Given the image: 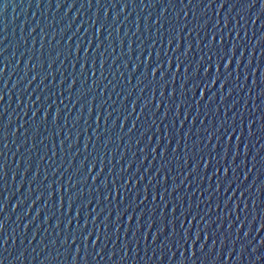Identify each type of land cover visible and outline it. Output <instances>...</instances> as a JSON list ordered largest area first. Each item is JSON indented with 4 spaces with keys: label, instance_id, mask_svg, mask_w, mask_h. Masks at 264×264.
<instances>
[{
    "label": "water",
    "instance_id": "95a60500",
    "mask_svg": "<svg viewBox=\"0 0 264 264\" xmlns=\"http://www.w3.org/2000/svg\"><path fill=\"white\" fill-rule=\"evenodd\" d=\"M0 2L3 264H264V0ZM213 31L217 48L223 31L235 51L228 71H216V48L205 46ZM157 59L164 81L151 76ZM188 64L204 81L192 89L198 109L191 92L181 96ZM222 123L235 127L231 141Z\"/></svg>",
    "mask_w": 264,
    "mask_h": 264
},
{
    "label": "snow or ice",
    "instance_id": "6c2138e0",
    "mask_svg": "<svg viewBox=\"0 0 264 264\" xmlns=\"http://www.w3.org/2000/svg\"><path fill=\"white\" fill-rule=\"evenodd\" d=\"M134 2V0H133ZM181 3H183V0H180ZM189 4L192 3V0H188ZM89 3H91V0H89ZM6 3L4 2H0V11H2L5 7H6ZM127 5H125L126 7ZM208 7H211V3H209L207 5ZM221 7H223V5H221ZM166 11V10H165ZM162 18V17H161ZM161 18H157L156 20V24L159 25V27L157 28V32H160L163 28H164V25L161 24ZM185 19H187V17H185ZM169 23H171L169 21ZM177 26H179V18L177 17V24L172 26L170 29H169V32H168V46L169 48H171L172 44L174 42H176L178 39L177 37V33H176V28ZM225 27H227V25H225ZM101 29H103V26H101L100 29H98L97 31L100 32ZM187 29V24H185L183 26V28L181 29V33H183L185 30ZM139 30V29H138ZM195 30V29H194ZM191 32L188 33L189 36H191ZM216 41H217V34L213 31V34L211 35V39L208 41V43L205 45L208 49H209V52H212V50L214 48H216V51L214 53L215 57H216V71L217 72H220V65L223 64L224 65V68H225V71H228L229 70V65L232 64V60L229 59V55L232 54L234 56V52L235 51H232V50H228L225 45H224V36H223V31H221L220 33V39H219V47L217 48V45H216ZM180 47V45H177ZM153 47H155V45H153ZM180 51H181V48H180ZM191 52V43L189 42L188 46H187V49L185 51H183L182 55L181 56H178L176 58V62H177V66H176V71L175 73H172V80L171 82L173 84H175V77L176 75L180 72V66L182 64L185 63V59L188 57L189 53ZM77 55H79L77 53ZM181 57H184L185 59H181ZM213 60V55H209L208 56V61L211 62ZM172 60H168L167 61V66H170L172 67ZM201 63H203V58H201ZM87 66V59L84 60V67L86 68ZM192 67L191 64H188L187 66L184 67L183 71H184V76H183V80H182V83H181V96H183L184 98L187 97L188 95V92H191L192 94V99L195 101V106L196 108L198 109L199 108V105H200V101L199 100H196L195 99V95H196V92L197 90L201 87V85L204 83L203 80H200V72H199V68L200 66L197 65V70L192 74V76L190 77L188 75L189 73V69ZM100 68L102 69L103 68V64L100 65ZM163 68H164V63H162L160 61V59H157V66L151 71V76L153 78V80H155L156 76L158 73H162V75L160 76V80L161 81H164L169 73L167 72H163ZM208 68L209 67H205L204 68V76L205 78L207 79L208 78ZM81 71L83 72L84 71V68L81 69ZM3 72V69H0V74H2ZM207 73V75H205ZM93 77H95V72H93ZM101 77H103V72L101 71ZM35 79V78H34ZM191 82V88L189 89L187 87L188 83ZM73 85L75 84V81L72 82ZM260 83L264 84V81H261ZM205 88L207 87V85H204ZM93 87H95V84L93 85ZM224 85H221V88H223ZM253 87H259L257 81H253ZM163 88H164V91L166 92L167 91V88H168V85L165 83L163 85ZM192 89H196V92H192ZM162 95V98H163V95L164 93L162 92L161 93ZM168 95L172 98V99H175V96H176V92H175V89L173 88V90L171 92L168 93ZM200 96H204V93L201 92L200 93ZM259 96L261 97H264V91H261L259 93ZM3 100V97L0 96V102H2ZM183 104H184V101H183ZM145 107H147V105H145ZM101 108H103V105H101ZM135 109V105H133V110ZM143 112V110H142ZM191 112V110L189 109V113ZM36 113L34 112L33 113V117H35ZM89 115L91 116V112L89 113ZM111 115V113H109V116ZM177 116L180 115V112L177 111L176 113ZM57 118L59 116V112H57L56 114ZM167 118V112L165 113V119ZM44 119L46 120L47 119V115H45ZM137 120H139V117L136 118ZM188 119L187 116L184 117V120L186 121ZM262 120H264V116L261 117ZM99 120L100 118L97 117V120H96V123L99 124ZM193 124H195V120L192 121ZM255 124V121H251L249 124H248V134L249 136L251 137L252 135H254L253 131H252V128H253V125ZM23 127V126H22ZM136 125L135 123L132 125V128L135 129ZM181 128H183V122L181 123ZM220 128L223 129V137H227L228 141H231L232 140V137L236 135V129L233 125H229L228 128H225L224 127V123H222L220 125ZM219 131V130H218ZM261 132H264V125L261 126V129H260ZM241 133H243V124H241ZM191 134V130H189V132L187 134H185V138L188 139L189 138V135ZM216 133L214 132L213 135H215ZM5 135V129L4 127L0 126V136H3ZM171 136V131L169 130L168 131V135L164 137V139H168V137ZM6 138V137H5ZM242 139L240 136H237V149H239V145L242 143ZM169 144H171V140L169 139ZM5 147H7V145H5ZM61 147H63V145H61ZM167 152V148L164 149V154ZM245 154H247V148H245ZM0 155H2V153H0ZM208 162L205 164V166H207ZM129 167H131V165H129ZM199 168V164L196 165V168L193 169V171H196V169ZM163 169V167H162ZM101 171H103V169H101ZM159 174V173H158ZM192 172L189 173V175H191ZM218 173H214V175H217ZM227 178V177H225ZM95 179L97 178H94L93 181H95ZM167 179V176L164 177V181ZM245 179H247V177H245ZM138 182V181H137ZM132 183V177H128L127 181L122 183L121 186H117L116 185V182L115 180L112 182V188L108 191V196L111 197L113 193H115L117 196H120L121 194V188L123 189H127L129 187V185ZM107 187V184L106 186ZM165 191L167 192V189H165ZM145 192H147V189H145ZM261 193L258 192V195H257V199H259ZM121 199L123 200V196L121 197ZM145 199H147V196H145ZM160 199H163V197H160ZM69 201H71V199H69ZM71 207V202L69 203V208ZM165 207L167 208V205H165ZM253 207H255V204H253ZM63 208V201H61V209ZM155 211V209L153 210ZM175 212H176V209L173 208L172 209V213L173 215H175ZM162 220H165L166 221V217H161ZM239 219V218H238ZM118 220H119V217H118ZM71 223L72 221L69 220L68 221V226L70 227L71 226ZM173 224H175V220L172 221ZM57 227H60V225L58 224ZM86 227V226H85ZM261 229H264V222L261 223L260 225ZM118 231V229H117ZM161 231H166V225L164 228L161 229ZM174 231V229H173ZM159 235V233H158ZM189 235V233H184V236L187 237ZM197 239H199V236L200 234L197 233ZM85 241H87L89 239V237H84ZM99 239V238H97ZM4 244L7 243V241H4L3 242ZM65 243H67V241H65ZM76 241L75 239L72 240V244H75ZM264 243V242H262ZM255 251V250H254ZM76 252L77 254H79L80 252V249L77 248L76 249ZM0 264H3V261H0Z\"/></svg>",
    "mask_w": 264,
    "mask_h": 264
}]
</instances>
